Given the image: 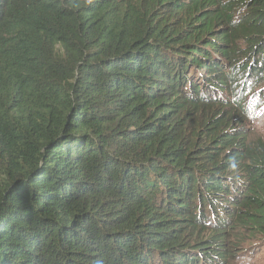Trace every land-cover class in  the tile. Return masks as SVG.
<instances>
[{
  "label": "trees",
  "instance_id": "1",
  "mask_svg": "<svg viewBox=\"0 0 264 264\" xmlns=\"http://www.w3.org/2000/svg\"><path fill=\"white\" fill-rule=\"evenodd\" d=\"M252 102L264 0H0V264L256 256Z\"/></svg>",
  "mask_w": 264,
  "mask_h": 264
},
{
  "label": "rangeland",
  "instance_id": "2",
  "mask_svg": "<svg viewBox=\"0 0 264 264\" xmlns=\"http://www.w3.org/2000/svg\"><path fill=\"white\" fill-rule=\"evenodd\" d=\"M256 102H252L249 107L250 116L245 119L244 122L237 123L241 127H244L249 133V139H258L260 141H264V113L257 111L258 108H255L253 104ZM257 104V103H256ZM232 111L228 110V112H224L221 109H214L211 107L202 108L200 111H194L190 113V116L187 117L185 121H183L184 129L187 132H192L193 128L197 127V125L202 123H207L211 118L219 115V118L223 117L224 119H228V116L231 115ZM234 123H231L233 125ZM229 127V124L227 125ZM242 261L237 262L236 264H264V249L262 252L258 253L256 256L240 259Z\"/></svg>",
  "mask_w": 264,
  "mask_h": 264
},
{
  "label": "bare ground",
  "instance_id": "3",
  "mask_svg": "<svg viewBox=\"0 0 264 264\" xmlns=\"http://www.w3.org/2000/svg\"><path fill=\"white\" fill-rule=\"evenodd\" d=\"M256 96H259V95H256Z\"/></svg>",
  "mask_w": 264,
  "mask_h": 264
}]
</instances>
